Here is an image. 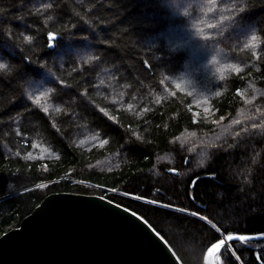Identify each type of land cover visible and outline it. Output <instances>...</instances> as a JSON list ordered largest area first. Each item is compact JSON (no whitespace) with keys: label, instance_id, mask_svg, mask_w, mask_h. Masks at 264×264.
<instances>
[{"label":"trees","instance_id":"16d2710c","mask_svg":"<svg viewBox=\"0 0 264 264\" xmlns=\"http://www.w3.org/2000/svg\"><path fill=\"white\" fill-rule=\"evenodd\" d=\"M0 64V234L55 191L136 212L182 264L264 232V0H0ZM216 257L264 263V237Z\"/></svg>","mask_w":264,"mask_h":264},{"label":"water","instance_id":"95a60500","mask_svg":"<svg viewBox=\"0 0 264 264\" xmlns=\"http://www.w3.org/2000/svg\"><path fill=\"white\" fill-rule=\"evenodd\" d=\"M229 236L254 240L264 232L221 236L205 250L203 264H218L216 251L222 245L212 246L238 239ZM0 264L182 263L165 239L129 208L97 194L55 191L0 234Z\"/></svg>","mask_w":264,"mask_h":264},{"label":"snow or ice","instance_id":"6c2138e0","mask_svg":"<svg viewBox=\"0 0 264 264\" xmlns=\"http://www.w3.org/2000/svg\"><path fill=\"white\" fill-rule=\"evenodd\" d=\"M46 7H51V5H46ZM226 19H227V17H226ZM25 39L26 40H31V37H25ZM49 39L50 40H54L55 39V37H54V35L53 34H49ZM253 40H255V37H253ZM5 67V65H3V64H0V69H2V68H4ZM234 238H238V239H240V240H245L246 239V237H244V236H239V237H232V236H229L227 239L228 240H231V239H234ZM225 243V240H220L219 241V243H217V244H214L213 246H212V248H219L221 245H223ZM212 249H209V251H211Z\"/></svg>","mask_w":264,"mask_h":264},{"label":"rangeland","instance_id":"374dc122","mask_svg":"<svg viewBox=\"0 0 264 264\" xmlns=\"http://www.w3.org/2000/svg\"><path fill=\"white\" fill-rule=\"evenodd\" d=\"M192 113H193V116L196 118V117H202L204 119H206L207 121L211 120L212 118V114L211 112H207V111H202V110H198V109H194L192 110ZM84 183V182H82ZM87 184V183H85ZM108 192H115V193H119V194H123L119 191H114L113 189H109L107 190Z\"/></svg>","mask_w":264,"mask_h":264},{"label":"built area","instance_id":"2783aa9c","mask_svg":"<svg viewBox=\"0 0 264 264\" xmlns=\"http://www.w3.org/2000/svg\"><path fill=\"white\" fill-rule=\"evenodd\" d=\"M107 190H109V189H107Z\"/></svg>","mask_w":264,"mask_h":264}]
</instances>
